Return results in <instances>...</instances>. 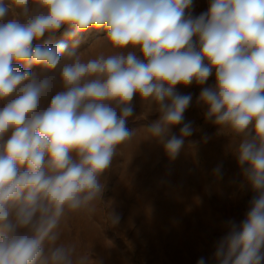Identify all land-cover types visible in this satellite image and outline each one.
Returning a JSON list of instances; mask_svg holds the SVG:
<instances>
[{
  "label": "clouds",
  "instance_id": "clouds-1",
  "mask_svg": "<svg viewBox=\"0 0 264 264\" xmlns=\"http://www.w3.org/2000/svg\"><path fill=\"white\" fill-rule=\"evenodd\" d=\"M192 3L0 0V264H96L61 242V226L102 201L101 178L135 135L133 98L159 114L146 134L175 159L193 134L184 122L192 96L175 88L204 85L213 69L216 84L199 102L221 134L239 138L238 163L255 193L245 220L228 222L216 264H262L264 0H211L196 18L186 15ZM90 28L106 35L78 54L76 38ZM182 123L180 137L165 141Z\"/></svg>",
  "mask_w": 264,
  "mask_h": 264
},
{
  "label": "rangeland",
  "instance_id": "rangeland-1",
  "mask_svg": "<svg viewBox=\"0 0 264 264\" xmlns=\"http://www.w3.org/2000/svg\"><path fill=\"white\" fill-rule=\"evenodd\" d=\"M210 3L193 0L186 15L196 18L208 11ZM63 31L55 34L53 44L64 39ZM105 35L94 28L80 33L77 53L87 51ZM45 39L34 40L33 44L42 45ZM66 42L72 50L74 40ZM97 50L92 49L90 54L95 55ZM30 70L42 74L39 66ZM215 84L213 69L204 85L193 82L176 86L178 94L192 96L184 122H192L193 134L184 138L175 159L169 158L158 138L146 134L159 114L146 112L139 96L133 98L134 115L127 127L135 133L134 138L122 147L101 178L105 190L96 210L69 214L61 226V242L76 244L79 252L96 258L98 264H166L165 251L173 249L170 246L182 215L210 214L217 224L229 218L237 225L241 223L255 193L245 180L246 165L238 163L239 138L221 134L218 126L206 119L207 107L199 102L202 89ZM60 90L59 86L55 89ZM182 126H173L164 140L172 135L179 138ZM110 212L119 218L115 225Z\"/></svg>",
  "mask_w": 264,
  "mask_h": 264
},
{
  "label": "crops",
  "instance_id": "crops-1",
  "mask_svg": "<svg viewBox=\"0 0 264 264\" xmlns=\"http://www.w3.org/2000/svg\"><path fill=\"white\" fill-rule=\"evenodd\" d=\"M246 214L247 212L245 215L243 214L241 223L245 220ZM211 217L210 214L201 216L196 213L182 215L177 223L175 242L170 246L173 249L169 252L165 251L168 258L166 264H197L200 258H204L205 264H216V247L218 242L228 233L230 218L217 224L213 222ZM164 244L169 247L167 242ZM91 258L94 261L97 260L92 256ZM95 262L98 264V261Z\"/></svg>",
  "mask_w": 264,
  "mask_h": 264
}]
</instances>
